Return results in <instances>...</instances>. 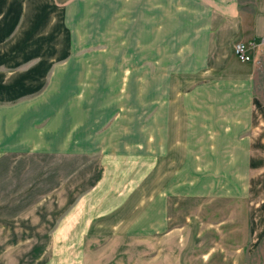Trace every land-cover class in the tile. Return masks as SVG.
I'll list each match as a JSON object with an SVG mask.
<instances>
[{"label": "rangeland", "instance_id": "1", "mask_svg": "<svg viewBox=\"0 0 264 264\" xmlns=\"http://www.w3.org/2000/svg\"><path fill=\"white\" fill-rule=\"evenodd\" d=\"M99 1L82 0L75 20L101 15L91 11L110 1ZM259 1L238 3L251 13ZM137 5L132 21L141 25L148 7ZM102 14L108 21L113 15ZM181 19L156 32L153 59L130 56L122 46V59L105 60L93 43L83 66L61 59L42 72L33 65L42 85L24 99L35 106L26 118L35 116L38 135L22 141L15 155L1 148L0 202L6 205L0 209L10 213L11 231L25 244L43 243L44 264L67 255L73 264H264V172L258 169L264 152L255 153L249 176L240 154L230 172L227 157L193 156L182 145V98L201 102L182 92L195 78H182V46L175 45L182 39L174 35ZM97 22L87 29L93 42ZM257 81L256 97L264 102V83ZM205 93L211 92L199 94ZM52 100L62 107L56 117L44 104ZM262 132L258 122L255 138L264 146ZM54 240L58 253L51 251Z\"/></svg>", "mask_w": 264, "mask_h": 264}, {"label": "crops", "instance_id": "2", "mask_svg": "<svg viewBox=\"0 0 264 264\" xmlns=\"http://www.w3.org/2000/svg\"><path fill=\"white\" fill-rule=\"evenodd\" d=\"M81 1L0 0V150L3 148L4 154L13 152L15 155L20 153L22 141L27 138L33 141L38 135L31 122L35 116L31 115L30 120L26 118L28 110L35 106L31 107L24 99L28 94H37L42 85L41 76H32L33 72L37 73L35 63L42 72L47 71L53 61L61 59L68 63L80 62L83 66L93 43H98L97 55L104 52L105 60L122 59V46H129L124 52L130 56L153 59L154 46L159 44L156 32L182 16V30L174 34L182 41L175 45L178 49L182 46L179 53L182 78H195L193 86L182 84V92H185L184 97L195 96L201 102L199 106L188 104L182 98V145L189 146L193 156L199 153L227 157L230 172L234 171L232 158L240 154L246 162L242 165L243 171L251 176L256 168L255 153L264 152V146L258 145L255 138L258 122L264 124V102L256 97L257 80L264 83V45L259 44L264 37V0H260L256 11L251 13L242 11L238 0H109V5L102 3L97 11H91L101 15L93 16V20L89 16L87 20L76 21L74 14L81 7L82 4L78 5ZM139 2L148 7V20L141 25L132 21L139 11ZM157 10L158 17L162 16L161 22L155 18ZM106 11L113 14L109 16L110 21L102 14ZM44 16L48 18L45 25L42 24ZM96 22L99 24L98 41L93 42L87 29L91 25L93 28ZM239 42L258 45L251 53V62L236 59L233 48ZM203 91L211 93L200 96ZM44 104L47 109L56 110L55 117L62 109L56 107L53 100ZM40 107H44L43 102ZM14 108L19 112L16 116ZM16 128L12 144V132ZM188 132L192 137L186 139ZM261 134L264 137V132ZM4 154L0 151V156ZM262 157L258 164L260 173L264 172ZM0 204L6 205L4 199ZM3 210L0 209V264H44L39 259L43 243L37 240L28 246L25 240H20L22 236L17 237L16 232L11 231L10 213ZM57 247L54 240L51 251L58 253ZM66 251L70 252L68 245ZM69 259L67 255L66 259L51 264H73Z\"/></svg>", "mask_w": 264, "mask_h": 264}, {"label": "built area", "instance_id": "3", "mask_svg": "<svg viewBox=\"0 0 264 264\" xmlns=\"http://www.w3.org/2000/svg\"><path fill=\"white\" fill-rule=\"evenodd\" d=\"M259 44L264 45V37L261 39ZM257 46L258 45L256 43H236L233 48L234 55L239 62L249 63L252 61L251 53L255 50Z\"/></svg>", "mask_w": 264, "mask_h": 264}]
</instances>
